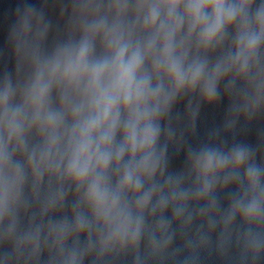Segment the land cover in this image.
<instances>
[{"label":"clouds","instance_id":"obj_1","mask_svg":"<svg viewBox=\"0 0 264 264\" xmlns=\"http://www.w3.org/2000/svg\"><path fill=\"white\" fill-rule=\"evenodd\" d=\"M84 7L100 10L90 0ZM109 7L113 20L94 17L82 25L78 40L50 53L40 51L47 33L42 13L17 9L13 35L32 52L22 86L7 73L0 78V241L12 246L0 264H9L10 258L17 264L25 258L38 260L45 232V243L51 240L55 251L49 264H83L93 252L103 257L131 250L133 264L175 256L165 210L172 206L173 218L187 226L188 201L209 199L217 186L229 184L237 190L222 218L219 248L225 250L239 217L244 229L237 231V243L244 256L259 260L264 255V162H256V151L246 144L190 149L188 162L197 187L187 190L184 175L165 176L167 143L161 146L159 141L162 134L168 141L176 137L170 125L162 127L161 118L170 113L177 96L198 89L205 101L213 102L229 70H238L256 97L264 94L259 56L264 0H114ZM230 29L233 50L224 61L210 64L191 56L193 41L205 49L219 46ZM97 41L103 49L99 55ZM250 70L254 78L248 81ZM54 90L58 109L51 105ZM33 127L44 139L30 148L25 132ZM18 153L26 159H18ZM46 177L49 183L55 179L57 187L41 204L40 220L31 217L25 224L30 205L40 203ZM66 181L81 194L72 223H45V216L63 207ZM218 207L213 201L194 214L207 216ZM157 213L152 223L150 217ZM213 227L209 225V233ZM81 234H86L83 246ZM197 240L205 249L211 236L198 232ZM185 250V260L195 264L196 253Z\"/></svg>","mask_w":264,"mask_h":264},{"label":"water","instance_id":"obj_2","mask_svg":"<svg viewBox=\"0 0 264 264\" xmlns=\"http://www.w3.org/2000/svg\"><path fill=\"white\" fill-rule=\"evenodd\" d=\"M264 161L258 162L262 163ZM197 185L185 188L193 190ZM237 185L229 184L226 187L217 186L213 196L209 199L188 201V212L185 220H188V215L191 219L188 225L185 226L183 220H175L173 218V208L169 206L164 212V219L171 224V232L173 234L172 244L170 249L176 250L175 256L167 255L164 257H147L144 259L143 264H192L191 261L185 260L188 252L185 248H191L197 255L195 264H264V255L257 261H253L250 256H244L242 244L237 243L236 233L242 232L244 225L241 223L239 217L234 222V227L231 230V240L225 246L222 252L219 248L218 242L222 239L221 228L222 218L227 214L231 198L235 195ZM216 202L218 209L207 216L198 214L200 210L207 207L208 203ZM159 213L156 216L150 217L152 223H155ZM89 219H91L89 214ZM73 218L67 219L69 224L72 223ZM61 221V220H60ZM59 222V221H55ZM209 225H213V229L209 233ZM207 236L210 234L211 242L205 249L198 247L197 233ZM45 235L41 237L42 252L38 260H28L27 258L20 261V264H49V256H55L53 250V242L48 240L45 243ZM86 234H81L80 244L83 246ZM71 244V239L68 241ZM93 243H95V234L93 236ZM140 252L143 255L145 252L144 241L141 242ZM5 253H12V246L10 243L0 241V257ZM9 264H17L15 259L10 258ZM83 264H133V252L127 250L125 252H111L100 257L97 252H93L84 258Z\"/></svg>","mask_w":264,"mask_h":264}]
</instances>
